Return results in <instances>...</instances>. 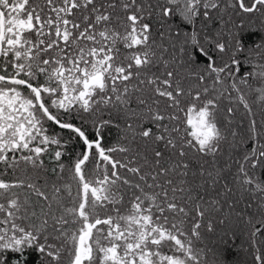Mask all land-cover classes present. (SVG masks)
I'll use <instances>...</instances> for the list:
<instances>
[{
	"label": "snow or ice",
	"instance_id": "snow-or-ice-1",
	"mask_svg": "<svg viewBox=\"0 0 264 264\" xmlns=\"http://www.w3.org/2000/svg\"><path fill=\"white\" fill-rule=\"evenodd\" d=\"M0 264H264V0H0Z\"/></svg>",
	"mask_w": 264,
	"mask_h": 264
}]
</instances>
